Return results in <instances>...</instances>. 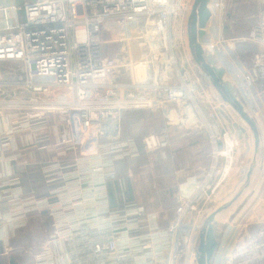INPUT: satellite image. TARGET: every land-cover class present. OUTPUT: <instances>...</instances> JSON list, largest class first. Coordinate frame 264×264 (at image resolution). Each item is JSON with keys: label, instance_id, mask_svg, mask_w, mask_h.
<instances>
[{"label": "built area", "instance_id": "1", "mask_svg": "<svg viewBox=\"0 0 264 264\" xmlns=\"http://www.w3.org/2000/svg\"><path fill=\"white\" fill-rule=\"evenodd\" d=\"M232 0H208L209 10ZM246 39L260 49L252 68L264 70V0ZM186 0H0V131L2 146L27 131L38 152L52 147L55 161L41 166L47 183L58 181L45 197H22L17 179L0 183V245L3 264H176L180 249L192 244L190 215L197 212L229 176L238 139L220 131L196 111L201 76L192 77L177 55L186 39ZM81 5L82 14L76 6ZM23 12L24 19H19ZM121 31L124 57L106 54L104 35ZM8 64L15 65V69ZM128 71L126 84L110 80L114 69ZM141 72V74H136ZM244 81L252 85L253 76ZM122 91L120 95L118 92ZM225 102V101H224ZM226 103V102H225ZM228 106V104L226 103ZM230 108V106H228ZM161 110L165 125L142 137H122L129 110ZM175 112L176 122L170 116ZM50 124V125H49ZM49 125L50 131H44ZM177 125L208 132L211 162L201 177L179 171L171 218L127 200L122 159L171 146ZM8 126V127H7ZM116 182L123 205H110L109 183ZM15 185L9 192V185ZM10 199L6 211L1 201ZM45 211L51 232L45 245L21 262L9 238L24 230L29 214ZM9 246V247H8ZM226 264H264V228L235 251L226 247ZM184 264V263H180Z\"/></svg>", "mask_w": 264, "mask_h": 264}, {"label": "crops", "instance_id": "2", "mask_svg": "<svg viewBox=\"0 0 264 264\" xmlns=\"http://www.w3.org/2000/svg\"><path fill=\"white\" fill-rule=\"evenodd\" d=\"M231 2L226 7L227 9L231 8ZM243 2L244 0L241 1V3ZM206 10L209 13L207 17L205 16V11L202 8L199 9V22L201 24V28L198 31V36L199 40H201L200 44L202 48L205 46V53L209 54L207 56L211 58L212 61H214V65L222 66L225 69L227 78L235 87L237 97L243 103L246 111L255 119L259 135V146L257 150H255L253 134L250 128L241 119L236 117L232 109L228 107L229 105L227 106L224 100L221 98L218 91L212 86L211 83H208L211 85V87H205V111L208 110V112L215 114V117L209 119L210 124H213L220 131H228L233 137L235 136L240 140H245L246 144H248L250 141V151L248 146H246L243 152L245 156L241 157L239 155H241L242 150H239L240 154L235 156V162L240 163V157H247L249 164L248 168L251 164L254 165L250 181V188L254 190L252 199H250L243 207V209L238 214L237 219L232 221L234 223H232L230 227L223 228L219 226L217 227L215 225L217 227L216 229L219 234V238L217 248L210 264H226L227 245L230 244L232 247H234V250L237 251L246 242L256 237L264 228V70H254L251 66L252 55L260 49L256 43L247 40V36L228 37L231 34L226 31V28L223 25L224 16L222 14L226 11L222 12L220 10H209L207 4ZM254 11H257L255 4ZM252 17L254 19L256 18L254 14ZM205 32L207 33L205 34ZM210 46L211 53L207 50ZM186 62L188 64V61ZM199 70H201V68H199ZM245 73H250L253 76L252 85L245 83L243 78ZM116 82L122 84L129 83L130 75L128 74L127 78H120ZM122 93V91L118 92L120 95ZM206 113L207 112H205V114ZM228 116L232 118H229ZM49 125L45 126L43 132L45 130L50 131ZM177 128L178 131L175 133L178 135L181 145L171 148V151H176L175 153L172 152V155L170 156L172 171L174 172L175 176H177L179 171H183L189 174L194 173L196 176L201 177L202 173L198 174L197 170L192 166L189 167L187 164L183 165L182 163L176 161L175 156L178 152L180 154L184 151V144H195L196 137L201 135L202 132L200 131L199 133L194 131V133H196L195 137V134L190 133L193 130L184 129L180 126ZM202 134L205 136V163H202V167L203 169L205 168L206 171L210 164L209 155L211 146L208 142V132L205 130V133ZM16 135L14 137V144L4 146L0 144V183L6 179H17V185L20 186L22 197H45L49 194V191L58 184V181L47 183L41 169V166L44 163L56 160L54 151H50L46 154L44 153L45 151L38 152V150L35 149V145L31 146L32 149L28 151L26 145L32 144L30 140L32 137L29 136L25 137L24 140H20L21 135ZM172 142L173 139H171V144ZM22 146L26 147L24 148L26 151H22L24 150L21 149L23 148ZM19 148L21 151H18ZM48 149H52V147H49ZM236 172H238V170L235 168L233 174ZM14 186L15 185L10 184L7 188L8 191L10 192ZM218 188L215 190L212 196L213 198ZM210 200H208L202 207L205 206L206 209ZM9 204L10 199L2 200L1 211H6L9 207ZM159 213L160 222L162 224H166L163 223V215L161 211ZM45 214L46 213L42 212L34 214L33 212L29 214L28 218L29 221H32L33 223L34 218H38ZM169 216L170 217L166 222L170 220L171 213ZM189 217L191 219V215ZM217 221H222L225 223L227 221V215L222 213L214 220L215 223ZM189 246L190 247L186 252L183 249H180L179 254L176 257V264H196V260H194L196 240ZM1 253H3L2 245H0V254ZM14 261L15 264H17V259L14 258ZM0 264H3L2 257H0Z\"/></svg>", "mask_w": 264, "mask_h": 264}, {"label": "rangeland", "instance_id": "3", "mask_svg": "<svg viewBox=\"0 0 264 264\" xmlns=\"http://www.w3.org/2000/svg\"><path fill=\"white\" fill-rule=\"evenodd\" d=\"M17 1L18 3H21L22 0H17ZM241 1L242 0L240 1L233 0L231 2V8L228 9L224 8L220 10L222 12L226 11L225 13L222 14L224 16L223 25L226 28V31L231 34L228 37L247 36L248 31L250 30L252 25H254L256 22L259 2L257 0H244V2L241 3ZM192 2L193 0H186L185 5L187 9L186 11L187 15L189 14ZM254 4L257 8L256 12L254 11ZM76 10H77V14L83 13V8L81 5H77ZM253 14L256 16L255 19L252 17ZM187 17L188 16L184 15L182 19L183 22L186 19V25H187ZM19 19L20 20L24 19V15L22 11L19 13ZM106 34L104 35V38L108 40L109 43L106 44L105 53L110 56L111 55L116 56V58L119 61H122L124 57V51L122 47L123 43L119 40L121 37V31L119 29H115L113 30V33L111 34L108 33V35ZM186 39H187V34H186ZM202 51H203L202 56L205 62L210 65L208 56L205 54V46L203 47ZM177 55L183 58L185 61H188L189 66L187 64V68L189 74L192 75V77L198 76L199 71L203 72L202 70H199L200 67L195 63L192 55L189 52L186 42L179 47ZM8 65L9 66L7 67H12L13 69L16 68L14 64L12 65L8 64ZM128 73L129 72L122 67L116 68L112 72L110 80L116 82L120 78H127ZM136 74H141V72H136ZM199 83H200L198 90L199 95L198 96L196 95L194 101L198 105V110L196 112L197 113L200 112L205 119V112H208V110L205 111V87H209V86L211 87V85L205 82L203 76H201ZM232 111L234 112V110ZM234 113L236 117L240 119L237 116L236 112ZM166 115L167 112L165 113L164 111H161L159 109L126 111L124 112L122 117L121 135L124 138L133 137L140 143L144 135L158 132L165 125L167 121ZM5 116L6 115H4V117ZM170 116L174 122H176L177 119L181 118L177 114H175V112L170 113ZM4 117L0 116V120L6 119ZM228 117L232 118L230 116ZM2 124L3 123H1L0 121V125ZM7 129L9 130V127ZM8 130L0 131V139L3 140L8 139V135L10 134L8 133ZM189 130H193L190 133L195 134V137H196V133H194V131L199 133L201 131L202 133H205V130L203 128L194 127V128H189ZM176 131H178V128H175L173 131V135L175 136L172 137L173 142L171 146L167 149L160 151L161 154L157 153L159 151H155L152 153L142 152L141 155L137 158L122 159L121 161L118 162L116 166L117 175L125 178V180L126 179L128 180V185L133 200L137 204L142 205L147 210L161 211L163 215V223H168L166 221L169 219L170 217L169 215L171 213L169 212L170 210H168L169 209L168 206H171L173 203V194L176 192L178 181H180V179H178L177 176H175L174 172L172 171V167H171L172 163L170 160L171 153L176 152L175 150L171 151V148L181 145L178 139V135L176 134L177 133ZM202 133L201 135H198L199 137L198 136L196 137L195 144H184L185 147L184 151L180 154L178 152L175 156L176 161L182 163L183 165L187 164L189 165V167L192 166L197 170L198 174L199 173L204 174L205 172V168L203 169L202 167V163H205V136ZM17 135H21L20 140L21 139L24 140L25 137L30 136V134L27 131H24ZM237 139L239 144L234 149V163L231 167L229 176L220 185V187L215 193L214 198L213 197L211 198L208 207H206V209L205 206L201 207L197 212L191 214L190 225L192 226L191 227L192 242H195L198 231L203 221L210 212L214 211L217 207L221 205L228 204L230 200L234 196H236L238 192L241 191L242 192L241 195H239L238 199L234 202V204H231L230 206H228L227 209H225V211L224 210L222 211L224 215H227V221L225 223L222 221H217L216 223L214 222V224L217 227L219 226L223 228L224 227L228 228L232 223H234L232 221L237 219L240 211L248 203V201L252 199L254 195V190L250 188V183L247 186L245 184L246 183L245 176L249 166L248 158L247 157L241 158L242 156H245L243 152L246 146H248L250 151L251 142L249 141L248 144H246L245 140H240L239 138ZM26 146L28 148V151H30L32 149L31 146H33V144H27ZM22 147L23 148L21 149L26 148L25 146ZM21 149L19 148L18 151H21ZM239 150L240 151L242 150L241 155H239L241 156L240 163H236L235 156L237 154H240ZM22 151H26V150L24 149ZM50 151H53V149L47 148L45 149L44 153L46 154L49 153ZM161 157L163 158L161 159ZM210 162H211V158H210ZM235 168L238 170V172L233 174ZM121 204L123 205L122 202ZM34 214H36V212H34ZM31 223L32 221L27 222L24 230L22 229L18 230V234L12 236V238H9L7 243V245L12 246L10 248L13 249L12 251L15 253L17 258L21 262H27L28 260H31L33 254L44 247L48 233L51 232L50 218L48 214L42 215L38 218H34L33 223L32 224Z\"/></svg>", "mask_w": 264, "mask_h": 264}, {"label": "water", "instance_id": "4", "mask_svg": "<svg viewBox=\"0 0 264 264\" xmlns=\"http://www.w3.org/2000/svg\"><path fill=\"white\" fill-rule=\"evenodd\" d=\"M208 0H193L191 8L187 17L186 34H187V47L192 55L195 63L201 70L208 76L212 86L218 91L221 98L230 106L237 116L248 125L253 134L254 148L257 150L259 146V135L256 127L255 119L246 111L243 103L236 95L235 87L227 78L225 69L222 66L214 65V61L208 57L210 65H208L203 58V48L201 40H199L198 31L201 28L199 22V9L205 11V16H208L206 4ZM254 165H250L247 170L245 180L246 186L250 183ZM241 191L234 196L228 204L217 207L214 211L210 212L203 221L196 239L195 260L196 264H210L214 252L218 245L219 234L217 227L214 224V217L227 209L228 206L234 204L241 195ZM42 213H46L43 211Z\"/></svg>", "mask_w": 264, "mask_h": 264}, {"label": "trees", "instance_id": "5", "mask_svg": "<svg viewBox=\"0 0 264 264\" xmlns=\"http://www.w3.org/2000/svg\"><path fill=\"white\" fill-rule=\"evenodd\" d=\"M172 137H173V134H172ZM157 153L161 154L160 151L157 152ZM162 158L163 157H161V159ZM125 181H126V189L124 191V194H125V196H126L128 201L135 202L133 200L131 192H130V188H129V185H128V180L126 179ZM109 196H110V205H111L112 208H117V207L122 205L121 202H120V191L118 190L116 182H110L109 183ZM114 196H115V198H114ZM116 200H118V201H116Z\"/></svg>", "mask_w": 264, "mask_h": 264}, {"label": "bare ground", "instance_id": "6", "mask_svg": "<svg viewBox=\"0 0 264 264\" xmlns=\"http://www.w3.org/2000/svg\"><path fill=\"white\" fill-rule=\"evenodd\" d=\"M207 32H205V34H206ZM210 53H211V46L210 47H208V49H207ZM206 55H209V54H207V53H205ZM208 64V63H207ZM209 65V64H208ZM225 211V210H224ZM222 213V212H221ZM221 213H219V214H217L215 217H214V220L218 217V216H220L221 215Z\"/></svg>", "mask_w": 264, "mask_h": 264}]
</instances>
